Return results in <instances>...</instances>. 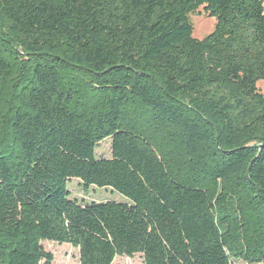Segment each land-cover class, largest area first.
<instances>
[{
    "label": "trees",
    "instance_id": "obj_1",
    "mask_svg": "<svg viewBox=\"0 0 264 264\" xmlns=\"http://www.w3.org/2000/svg\"><path fill=\"white\" fill-rule=\"evenodd\" d=\"M259 81L264 0H0V264H264Z\"/></svg>",
    "mask_w": 264,
    "mask_h": 264
},
{
    "label": "rangeland",
    "instance_id": "obj_2",
    "mask_svg": "<svg viewBox=\"0 0 264 264\" xmlns=\"http://www.w3.org/2000/svg\"><path fill=\"white\" fill-rule=\"evenodd\" d=\"M190 19L194 25L193 37L198 39H203L208 34H210L216 25V18L209 16L205 13L204 9L201 8L199 13H194L190 15ZM258 87L264 95V82L259 81ZM111 138L105 139L97 148L98 157H111L110 153V143ZM68 187L71 191L73 198L77 199L79 202H91V201H105V200H118L121 201L123 198L112 192L110 189L99 188V187H89L87 190L77 179H72L68 181ZM44 248L54 254L53 264H80L79 263V250L69 244H59L54 241H44L42 242ZM113 264H145L142 254H136L133 257L127 256H117ZM233 264H248L241 260L234 261Z\"/></svg>",
    "mask_w": 264,
    "mask_h": 264
}]
</instances>
